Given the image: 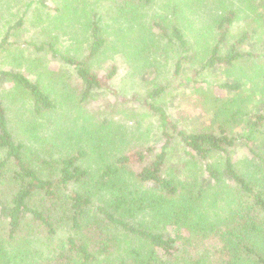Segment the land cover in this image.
<instances>
[{"label":"trees","instance_id":"obj_1","mask_svg":"<svg viewBox=\"0 0 264 264\" xmlns=\"http://www.w3.org/2000/svg\"><path fill=\"white\" fill-rule=\"evenodd\" d=\"M28 23L42 26L36 58L11 40ZM0 54V264H264V0H0ZM117 55L173 59L174 80L128 96ZM210 71L225 96L201 92ZM180 77L213 109L204 129L169 107ZM63 92L74 140L56 116ZM104 92L141 101L151 128L91 112Z\"/></svg>","mask_w":264,"mask_h":264},{"label":"rangeland","instance_id":"obj_2","mask_svg":"<svg viewBox=\"0 0 264 264\" xmlns=\"http://www.w3.org/2000/svg\"><path fill=\"white\" fill-rule=\"evenodd\" d=\"M28 27H26L21 35L12 36L11 40L17 41L20 45L22 50L20 53L23 54L24 57H30V58H36L39 56L38 54H44V52L37 50L36 45L39 46L41 43V39L43 36L37 37L38 34H42L40 27L42 26H32L31 23H28ZM79 40H84V38L80 37L75 42ZM62 41L63 37H62ZM69 41H72L70 39V36L68 35L65 39L66 44L69 43ZM73 42V41H72ZM35 43V44H33ZM111 56V55H110ZM44 58H51L49 55L47 57L44 56ZM120 63V66H118V72L116 78V86L119 88L121 92H126L128 96H131V93H135L134 91L141 92V97L144 94V91L146 89V86L149 85L148 79L153 77H158L160 79L158 80H164L165 79H172L173 69L171 65L174 64L173 59L166 58L169 60H166L164 58H161V63L165 64V66L158 65L156 63L155 58H151L149 60V63L145 61L144 65L143 63L136 64L135 67L131 64H126L124 61L126 58H121L119 55H117L116 58ZM7 58H1L0 54V64H2L3 67L11 65ZM114 58H106L103 62V68H106L107 66H111L113 64ZM5 61V62H4ZM21 63L25 65L24 59H21ZM49 64V63H48ZM158 69H156V67ZM50 67L57 69L59 67L58 60H51L50 59ZM101 71V70H100ZM210 73V85H200L199 88L203 91L206 90L205 87L210 88L213 87L216 91L213 92V94H220V95H226V92L222 89H218L217 84L219 82H222V79H224V74L221 71L217 72H209ZM160 74V75H159ZM165 77V78H164ZM164 78V79H162ZM174 80V79H172ZM182 80V77H180L178 80L175 79L172 83L168 85V92H171V98L169 99V107L172 110L173 114H175L178 118V122L186 129L188 130H198V129H204L207 125H209L210 117L213 113L212 108L205 109L204 106L202 107L201 100L204 98V95L202 93H199V89L192 88V83L186 84L184 87H180V82ZM192 84V85H191ZM8 83H3V81H0V89L4 86H8ZM204 88V89H203ZM167 92V93H168ZM64 94L61 96L62 103L64 104V107L60 109V114H56L57 118L60 116V120L64 126V132L65 134L68 133V137L71 140H74L76 136L72 133L73 128L77 127L78 124H81V119L78 113L73 108H69L71 106V103L75 100H72L67 92H63ZM105 93V92H104ZM132 97V96H131ZM168 94L164 97L165 100H167ZM186 97V100H183V98ZM70 98V99H69ZM17 104L20 105L22 102H18ZM70 104V105H69ZM88 109L92 112V110L99 106V111H96L94 114H99L102 118L105 116L113 115L115 120L119 121L121 124H124L127 128H135L138 125H141L142 128H151V122H153V117H148V112L143 105L141 101H134L128 104H121L116 100V98L113 97L112 94L105 93L104 95L100 94L97 100H91L90 103H87L86 105ZM147 114V115H146ZM18 116V115H17ZM12 119H15L18 121L16 116H12ZM141 123V124H138ZM53 128L50 126V129L45 131V135H48L51 133V130ZM238 131L240 128L237 129ZM45 138V136H43ZM51 141V140H50ZM133 142L135 143H142V144H150L151 142H154V134L150 131L149 135L143 134H136L133 137ZM246 153V147L242 145V143L238 144V147L233 149V157L234 159H237L238 157L243 156ZM178 157L176 159L175 156H172L170 158V164L177 169V163ZM176 163V165H175Z\"/></svg>","mask_w":264,"mask_h":264}]
</instances>
